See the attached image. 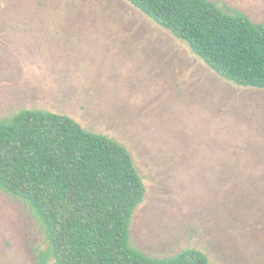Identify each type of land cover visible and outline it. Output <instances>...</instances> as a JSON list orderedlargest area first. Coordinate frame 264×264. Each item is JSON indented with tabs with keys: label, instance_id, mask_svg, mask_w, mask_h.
<instances>
[{
	"label": "rangeland",
	"instance_id": "rangeland-1",
	"mask_svg": "<svg viewBox=\"0 0 264 264\" xmlns=\"http://www.w3.org/2000/svg\"><path fill=\"white\" fill-rule=\"evenodd\" d=\"M264 23V0H210ZM63 113L131 152L146 193L130 243L163 259L264 264V88L221 77L127 0H0V120ZM45 234L0 190V264H36Z\"/></svg>",
	"mask_w": 264,
	"mask_h": 264
},
{
	"label": "trees",
	"instance_id": "trees-1",
	"mask_svg": "<svg viewBox=\"0 0 264 264\" xmlns=\"http://www.w3.org/2000/svg\"><path fill=\"white\" fill-rule=\"evenodd\" d=\"M221 77L264 88V23L210 0H127ZM0 190L24 201L46 246L36 264H209L188 248L151 258L130 243L146 186L129 149L70 115L22 109L0 120Z\"/></svg>",
	"mask_w": 264,
	"mask_h": 264
}]
</instances>
